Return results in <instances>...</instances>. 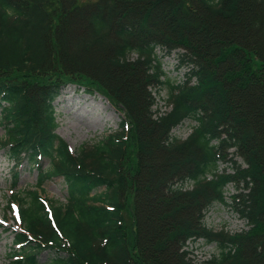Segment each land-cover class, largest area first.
<instances>
[{"label": "trees", "instance_id": "1", "mask_svg": "<svg viewBox=\"0 0 264 264\" xmlns=\"http://www.w3.org/2000/svg\"><path fill=\"white\" fill-rule=\"evenodd\" d=\"M161 47L177 51L183 85L163 80ZM68 85L119 109L118 132L71 151L54 106ZM155 85L168 88L160 116ZM261 89L264 0H0V150L38 173L33 190L11 195L19 230L9 264H41L42 253L43 264H191L182 247L198 238L220 250L200 264H261ZM187 119L197 126L179 140L172 131ZM227 159L231 172L217 173ZM52 178L66 203L40 195ZM228 184L242 186L233 206L250 225L233 236L204 225ZM142 205L153 215L147 228Z\"/></svg>", "mask_w": 264, "mask_h": 264}, {"label": "rangeland", "instance_id": "2", "mask_svg": "<svg viewBox=\"0 0 264 264\" xmlns=\"http://www.w3.org/2000/svg\"><path fill=\"white\" fill-rule=\"evenodd\" d=\"M194 38L197 39V32ZM156 53L162 61L165 78L175 85L185 82L187 70L184 67H179L180 62L177 52L168 54L161 47L156 49ZM147 89L151 92L155 101L152 109L157 113L166 112L168 110V88L155 85L148 86ZM254 98L256 102L263 101L264 89L257 90ZM54 106L58 124L56 134L68 144L71 151H77L86 145L90 146L101 137L118 132L119 123L122 119L120 110L113 107L104 96L97 93L87 94L75 85L66 86L54 102ZM195 125L194 121L187 119L172 131V135L184 139ZM3 134V128L0 127V138ZM228 159L219 163V172L231 171L232 161ZM234 160L239 164L242 163L238 158ZM40 165L43 171L48 168L49 162L41 160ZM13 170L18 172L17 185L14 188L12 187ZM37 175V170L25 162L19 168H13V163L7 158L3 150H0V264H9L10 254L14 250L13 234L17 231L12 214L8 210L11 194L33 190L37 184ZM185 187L190 188L189 184H185ZM41 188L43 192L40 195L47 201L66 203V187L61 178L47 180ZM240 189H242V186L235 184H230L225 188L226 205L214 204L210 207L204 217L206 228L214 232L223 230L229 234L237 233L246 228L244 222L232 207L233 197L240 193ZM141 215L144 227H150L153 222L151 209L142 205ZM185 250L190 253L189 258L193 262L209 260L218 254L215 243H205L202 239L196 242H188ZM245 253H248L250 258L253 256V252L248 249H245ZM47 258V253H42L39 258L40 263H45ZM260 260L261 264H264V255Z\"/></svg>", "mask_w": 264, "mask_h": 264}]
</instances>
